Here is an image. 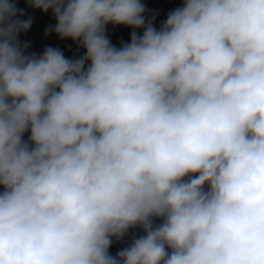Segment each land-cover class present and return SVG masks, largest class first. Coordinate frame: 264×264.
<instances>
[{
  "label": "clouds",
  "instance_id": "obj_1",
  "mask_svg": "<svg viewBox=\"0 0 264 264\" xmlns=\"http://www.w3.org/2000/svg\"><path fill=\"white\" fill-rule=\"evenodd\" d=\"M26 2L85 54L0 0V264H264V0Z\"/></svg>",
  "mask_w": 264,
  "mask_h": 264
},
{
  "label": "built area",
  "instance_id": "obj_2",
  "mask_svg": "<svg viewBox=\"0 0 264 264\" xmlns=\"http://www.w3.org/2000/svg\"><path fill=\"white\" fill-rule=\"evenodd\" d=\"M16 7L23 10L24 15L18 17L20 19L31 18L32 25L27 32H21L18 36V40L21 44H28L27 54L35 53L37 56L43 54L45 48H53L54 44V32H47L46 30L53 27L54 21L48 12H43L40 9H36L26 2V0H14ZM147 10V9H146ZM127 26L113 25L109 23L106 25V36L112 44L116 40L118 34L124 30ZM70 43L66 49L60 50L63 52L65 58L72 60L70 52L75 49L78 52L79 58L82 56L78 47V42L73 41L71 38H66ZM87 67V64H86ZM30 133H25L24 139L27 140ZM161 223V221H160Z\"/></svg>",
  "mask_w": 264,
  "mask_h": 264
},
{
  "label": "rangeland",
  "instance_id": "obj_3",
  "mask_svg": "<svg viewBox=\"0 0 264 264\" xmlns=\"http://www.w3.org/2000/svg\"><path fill=\"white\" fill-rule=\"evenodd\" d=\"M181 3H182L181 0H179V1L177 0L176 4L169 5L167 7H157V8L145 7V9H147L145 11V14H144L146 21L147 20H153V17L156 18V17H160V16L165 15V14H169L174 9L179 8L178 4H181ZM48 13L54 21V24H53V27H54L56 24L55 17H54L51 10H49ZM153 25H154V27L159 29L163 24H160L159 22H155L153 20ZM136 30H137L138 35H142V33H143L142 28L141 29H133L130 27H126L124 30H122L118 34L116 40L113 41L112 45L116 46V45H124V44L130 43L131 33L133 31H136ZM105 34H106V31H105ZM53 38H54L53 48L63 50V49H66L67 46H70V43L68 42V40L66 38L61 39L55 32H54ZM80 52H81V55L83 56L84 54L82 53L81 50H80ZM70 55H71L72 59H78L79 58L78 52L75 49H73L70 52ZM157 222H158V219L154 221L155 224H157ZM140 235H144V233H143L141 228L137 227V228L130 229L129 233L121 240H117V239L113 238L112 245L109 249L110 254L115 256L120 250L127 247L132 242V239L134 237H138Z\"/></svg>",
  "mask_w": 264,
  "mask_h": 264
},
{
  "label": "trees",
  "instance_id": "obj_4",
  "mask_svg": "<svg viewBox=\"0 0 264 264\" xmlns=\"http://www.w3.org/2000/svg\"><path fill=\"white\" fill-rule=\"evenodd\" d=\"M141 2L144 4L145 7H167L169 5L176 4L177 0H141ZM168 14L162 15L160 17H156L154 19L155 22H159L160 24H163L167 19ZM137 32V30H136ZM116 48H120L122 45H113ZM78 47L82 51L83 54H85V49L79 45Z\"/></svg>",
  "mask_w": 264,
  "mask_h": 264
},
{
  "label": "crops",
  "instance_id": "obj_5",
  "mask_svg": "<svg viewBox=\"0 0 264 264\" xmlns=\"http://www.w3.org/2000/svg\"><path fill=\"white\" fill-rule=\"evenodd\" d=\"M179 1V0H178ZM182 1V3L181 4H178L179 5V7H182L183 6V0H181ZM160 223V220H158V222H157V224H159Z\"/></svg>",
  "mask_w": 264,
  "mask_h": 264
}]
</instances>
